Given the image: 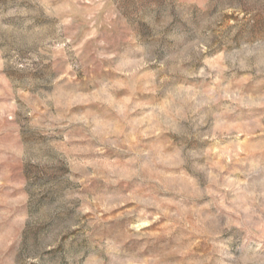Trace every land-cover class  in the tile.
<instances>
[{
    "label": "rangeland",
    "instance_id": "obj_1",
    "mask_svg": "<svg viewBox=\"0 0 264 264\" xmlns=\"http://www.w3.org/2000/svg\"><path fill=\"white\" fill-rule=\"evenodd\" d=\"M0 264H264V0H0Z\"/></svg>",
    "mask_w": 264,
    "mask_h": 264
}]
</instances>
